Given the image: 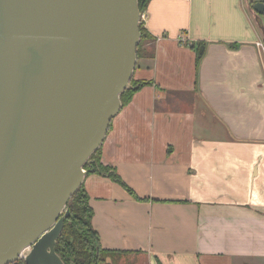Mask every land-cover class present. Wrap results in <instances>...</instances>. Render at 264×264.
I'll return each mask as SVG.
<instances>
[{"label": "crops", "instance_id": "0c3cea01", "mask_svg": "<svg viewBox=\"0 0 264 264\" xmlns=\"http://www.w3.org/2000/svg\"><path fill=\"white\" fill-rule=\"evenodd\" d=\"M254 1L148 0L154 40L133 77L151 82L101 144V161L139 197L97 172L83 181L103 246L145 264H264V12Z\"/></svg>", "mask_w": 264, "mask_h": 264}, {"label": "water", "instance_id": "95a60500", "mask_svg": "<svg viewBox=\"0 0 264 264\" xmlns=\"http://www.w3.org/2000/svg\"><path fill=\"white\" fill-rule=\"evenodd\" d=\"M142 13L139 0H0V264H66V204L130 86Z\"/></svg>", "mask_w": 264, "mask_h": 264}, {"label": "trees", "instance_id": "16d2710c", "mask_svg": "<svg viewBox=\"0 0 264 264\" xmlns=\"http://www.w3.org/2000/svg\"><path fill=\"white\" fill-rule=\"evenodd\" d=\"M148 0H139L142 11L146 8ZM141 36L137 45V58L143 54L144 43L147 39L154 40V36L144 26L143 20L140 23ZM203 40L193 44L196 50V60L199 61L204 53L200 47ZM153 50L149 54H153ZM151 80L135 79L130 80V86L120 93L121 106L126 104L142 85L150 83ZM110 125V124H109ZM89 162H85L88 172H97L110 177L119 183L135 197H139L134 189L124 181L116 168L101 161V145L98 146L89 156ZM66 208L69 213L64 218V224L59 237L56 240V251L60 254L66 264L74 261L75 264H135L132 259H127L132 250L108 248L102 245L100 235L92 223L93 207L90 203V195L84 183L73 192L69 198ZM127 257L122 263L119 261ZM9 264H27L24 258H18Z\"/></svg>", "mask_w": 264, "mask_h": 264}, {"label": "rangeland", "instance_id": "374dc122", "mask_svg": "<svg viewBox=\"0 0 264 264\" xmlns=\"http://www.w3.org/2000/svg\"><path fill=\"white\" fill-rule=\"evenodd\" d=\"M127 256H128V258L127 257H123L119 261H121L123 263L125 261V259L127 258V259H132L135 262V264L137 263L138 259L140 260L141 264H145L144 261H146V263H148V260L145 257L144 258H139L138 256L137 257H133V256H129V255H127Z\"/></svg>", "mask_w": 264, "mask_h": 264}, {"label": "built area", "instance_id": "2783aa9c", "mask_svg": "<svg viewBox=\"0 0 264 264\" xmlns=\"http://www.w3.org/2000/svg\"><path fill=\"white\" fill-rule=\"evenodd\" d=\"M179 39H180V40H184V35H183V34H180V35H179Z\"/></svg>", "mask_w": 264, "mask_h": 264}]
</instances>
